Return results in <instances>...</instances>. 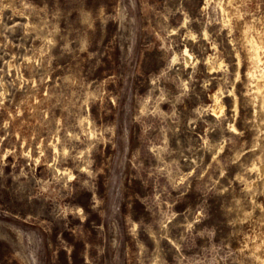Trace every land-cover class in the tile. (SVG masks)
Returning <instances> with one entry per match:
<instances>
[{
  "label": "rangeland",
  "instance_id": "rangeland-1",
  "mask_svg": "<svg viewBox=\"0 0 264 264\" xmlns=\"http://www.w3.org/2000/svg\"><path fill=\"white\" fill-rule=\"evenodd\" d=\"M0 264H264V0H0Z\"/></svg>",
  "mask_w": 264,
  "mask_h": 264
},
{
  "label": "bare ground",
  "instance_id": "bare-ground-1",
  "mask_svg": "<svg viewBox=\"0 0 264 264\" xmlns=\"http://www.w3.org/2000/svg\"><path fill=\"white\" fill-rule=\"evenodd\" d=\"M260 33H262V32H260ZM248 38H249V37H248ZM252 38H253V36H252ZM254 40H255V39H254ZM257 43H258V42H257ZM257 43H256V44H257ZM255 58H256V57H255ZM256 59H257V58H256ZM255 61H256V60H255ZM259 83H260V82H259Z\"/></svg>",
  "mask_w": 264,
  "mask_h": 264
}]
</instances>
